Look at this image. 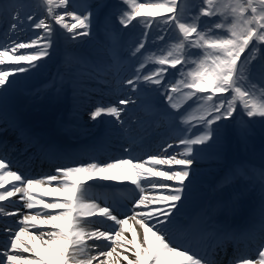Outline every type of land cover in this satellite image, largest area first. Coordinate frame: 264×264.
Returning <instances> with one entry per match:
<instances>
[{
  "label": "snow or ice",
  "instance_id": "obj_1",
  "mask_svg": "<svg viewBox=\"0 0 264 264\" xmlns=\"http://www.w3.org/2000/svg\"><path fill=\"white\" fill-rule=\"evenodd\" d=\"M120 2L123 8L119 24L125 28L133 21L150 28L153 18L160 16L174 34L166 54L157 55L148 50L145 55L141 52L146 47L145 40L135 46L132 55L140 53L145 59L126 84L133 93L138 91L141 81L156 85V91L163 89L168 106L175 110L167 113L175 126L191 125L195 120L194 126H200L201 130L192 136L188 134L190 128H181L183 135L167 144L163 156L149 155L139 163L121 159L107 164L57 168V175L44 179H28L11 170L10 162L0 157V189H3L0 202L7 201L9 205L0 203V218L16 217L14 224L18 228L3 227L7 240L0 251V264H122V261L127 264H219L215 249L220 244L201 254L186 241H180L171 226L192 182L191 166L197 151L194 146L214 142L213 125L232 119L238 110L248 118H264V0H199L197 5H192L194 10H189L187 0ZM42 7L45 18L37 19L35 15L22 18L19 12L12 16L10 32L23 31L26 21L30 22V28L42 32L35 33L30 42H0V65H27L0 67V91L5 86L11 87L10 77L36 67L35 62L49 54L55 25L66 31L69 39L90 35V10L74 9L71 0H42ZM49 18L54 24L48 22ZM144 36L147 37L146 32ZM157 39L165 40V36L158 35ZM21 49L33 51L18 54ZM149 61L157 67L141 76ZM169 69H177L180 78L176 79L173 73V79L165 82ZM177 96L185 102L195 98L197 114L181 112L182 104ZM134 103L131 97L120 98L115 104L96 107L90 115L93 120L102 115L111 116L123 124L121 117L125 108ZM78 175L84 182L73 179ZM95 176L103 180H128L135 185L139 195L130 217L118 218L110 207L89 198L86 182ZM53 182L55 187H51ZM6 183L10 184L9 188H5ZM146 186L155 194H145ZM37 187H43L44 195L54 199L50 202L37 199L34 195ZM17 196L23 201V209L42 206L46 211L25 214L20 207L10 210L15 203L10 198ZM95 217L103 219L94 220ZM129 220L139 225L142 232L130 225ZM108 221L112 224L105 226ZM98 224L101 226L97 227ZM260 232L264 239V216ZM126 253H131L132 258ZM258 257L253 260L234 256L228 264H264V247Z\"/></svg>",
  "mask_w": 264,
  "mask_h": 264
},
{
  "label": "bare ground",
  "instance_id": "obj_2",
  "mask_svg": "<svg viewBox=\"0 0 264 264\" xmlns=\"http://www.w3.org/2000/svg\"><path fill=\"white\" fill-rule=\"evenodd\" d=\"M27 9H36V18H45V12L42 7V0H28L27 1ZM72 7L76 10H89L84 0H73ZM57 11H62L61 9H57ZM92 13L91 17V30L90 35L87 37H77L76 39H69V35L66 31L61 29L58 25H55V34L52 37V46L48 50V55L46 57H43L41 60L36 61L35 63H42L44 60H46L45 65L41 68L34 67L36 72L41 73L42 71L46 75H52L58 72L61 68L63 69L65 65H68L69 69H76V75H73L70 77L67 75L65 77V86L68 84L70 86V95L74 99V102L71 103V107L68 109V114H76V115H85L83 113V110H87V108L93 107L98 102H105L110 100V97H108V94H113L115 96L122 95L124 97H128V95H136L132 92L131 89L125 88L124 91H119L117 89L111 88L109 86H106L105 89V95L102 96V98H92L89 94L91 82H103L102 78L98 74V71L100 68L98 66V63L100 61L103 62L105 66H108L107 61L108 59H115L116 58V52L117 48L115 47H107L105 46L106 38L101 36L100 30L96 31L93 27L95 15L94 11L90 10ZM0 18H2L0 14ZM10 22L6 20L5 24L6 27L9 28V25L13 22ZM49 23H52L50 18L48 19ZM23 31H18L15 35V37L18 39L16 42H22V40L30 35L31 32L28 34L25 33V31L28 30L29 26L27 23H24ZM35 33H32L33 38H35ZM32 38V39H33ZM62 43L65 44L67 50L65 52L64 57H60V62H57L55 57V49L58 50L57 46ZM118 44L114 45L117 46ZM61 47V46H59ZM81 47L84 49L83 52H77L75 51L76 48ZM71 48V49H70ZM31 49H21L19 50L18 54H24V53H30ZM11 55V53H10ZM115 57V58H114ZM16 65L13 64H6V65H0V67H6V68H12ZM61 76V73L59 74ZM15 77H10L9 79L12 80ZM117 81L116 79H113V82ZM25 83V81H23ZM54 81H47L41 88H46L50 84H52ZM16 82L13 80V83L11 87L5 86L3 91H0V132L5 131L7 128V121L8 119H14L17 115V112L13 110L9 95L12 91L18 90L23 87V83L21 82V85L19 87L13 88L12 86H15ZM39 89H34L33 92H31L29 95L36 94ZM57 94V93H55ZM66 90L64 92H61L60 94H57L56 96H53L54 94L49 90V96L48 98H44L42 101H34L29 109H31V112L29 113L28 117L29 120L40 124L42 126H53L57 129H62L65 133H67V137L65 139V143L62 145L66 149L69 150V153L71 155H75L78 158L88 157V156H94L102 164L112 163L110 158H115V151L120 150L123 152H133L132 161L133 162H143L149 155H166L164 152V148L167 146L168 143H174V139L176 137H180L183 135L181 132V128H190L191 131L188 133L189 135L194 136L197 134L200 130V126H194L196 124V121L194 120L191 125H184L180 127L173 126V131L175 133V136L173 135L172 131L168 130V126H165L164 128L160 129L161 135L160 136H154L152 134L144 133L141 128L139 130L134 129L132 126H124L122 128V124L119 122H116L115 119L111 116L103 115V117L106 118L107 126L109 127V134L104 133L103 131H97L95 135L92 133L96 131V127L89 128L87 127V123L83 121L82 119L76 120V122H73V120L69 117V123L67 126H64L61 123L62 115H65L67 111L64 109L65 102L62 101L61 96H65ZM54 97V100L52 99ZM152 99L155 96H151ZM195 98L192 100L194 101ZM191 101V100H190ZM190 101H187L186 103H183V106L189 104ZM179 102V101H178ZM144 105V104H143ZM33 109V110H32ZM172 112L174 111L171 109ZM181 112H184L186 114L196 115L197 109L196 105L190 107L188 110L183 109ZM237 114V113H235ZM66 115V116H67ZM114 121V122H113ZM124 122V120H122ZM4 125V126H2ZM216 129V139L214 142H209L207 146H194L196 151V159L191 166L193 168L197 165H205L209 164L210 166L216 167V165H219V167L223 164V157L221 156V149L226 150L228 149L232 155H236V158L241 163L242 167H247L248 163L247 160H245V157L243 156L242 152H235L232 150V148H229L227 144L231 140H235L234 133H229L224 130V128H214ZM237 131V137H240V139H243V130L241 128H236ZM2 134V133H0ZM110 135V136H109ZM14 138H20L22 140H25L27 137L24 134L16 133ZM226 139L227 142L223 143L222 139ZM1 139V138H0ZM70 142V145H68L66 142ZM89 141V143H85ZM47 144V146L50 144V139L47 138V141L44 143ZM96 145L94 150L92 148L93 145ZM47 146H44V148H48ZM100 146V147H98ZM162 147L161 151L157 154V150ZM254 144H249V149L252 151V148H254ZM156 148V150H155ZM169 152H172V149L168 150ZM164 152V153H163ZM244 159V160H242ZM239 162H234L235 165L232 168V172L234 175L237 174V171H240V166L238 165ZM7 163V162H6ZM146 168L148 165L145 166ZM167 167V166H164ZM219 168H215L212 171V174L217 172ZM125 170H127V166H125ZM261 175L262 178H264V173L261 171H256ZM245 172L241 171L239 172L240 176L243 175ZM227 174L229 172H225L222 177L217 181V184L224 178H226ZM206 172L201 177H205ZM79 182H84L82 176H76L74 177ZM191 179V176H190ZM124 183L128 186H130V181L123 180ZM191 184L188 185V189L185 192L184 199L182 201V205L179 208V212L177 213V218L179 215L185 216L186 210L188 208L193 207L199 200H203V196L199 195L194 191V188L192 185L195 184L194 180H191ZM117 180H103L100 179L98 176H95L92 180H88L86 183L89 185L92 189V196L95 197L100 203L106 202V185L109 183H115ZM167 183H173V182H167ZM245 183V180H241L233 189L234 195L232 196L234 199H236L235 205H232L231 207H228V204L224 198L220 199V205L222 209L214 214H210L209 219L207 220V223H211L212 226H217V231H221L223 233H227L230 231V222L233 219H240L241 221L248 223L249 221H253L250 217V215L258 216L260 219L262 216H264V195H256L255 190H245L242 189L239 191V188L241 187V184ZM132 184V183H131ZM10 184H5V188H9ZM35 194L41 195V192L39 190H34ZM145 194H155L151 191L149 186H146V193ZM240 195H243L244 197L242 199L238 198ZM259 197V198H258ZM44 198H47V196H44ZM53 198V197H50ZM13 199L18 200L21 202L20 208H22L23 202L19 200V197H13ZM50 202V201H45ZM245 202H250L248 214L243 212V206ZM133 201L131 203V208L133 209ZM219 205L216 209H218ZM17 208V207H14ZM33 210V209H32ZM37 211H45L42 206H38L36 208ZM22 211L25 212V214L31 213V210L23 209ZM35 214V213H31ZM16 217H8L3 220H0V249L3 248V246H6V240L7 237L3 231V227L5 225L11 226L14 228H17V226L14 224V221L16 220ZM103 218H101L102 220ZM111 222V221H110ZM201 222V221H200ZM255 225L260 226V223L254 222ZM101 225H97V227H100ZM136 227L139 228V225H136ZM171 229L175 235L177 232L176 228V221L171 226ZM18 230V228H17ZM46 230H51L46 229ZM36 231V230H32ZM260 236V232L258 233L257 237ZM226 239V237H225ZM3 251V250H2ZM129 255V258L131 259V253H126ZM24 255H29L28 253H24ZM6 259V258H5ZM103 259V257H101ZM94 264H97V262H94ZM122 264H127V261H122Z\"/></svg>",
  "mask_w": 264,
  "mask_h": 264
},
{
  "label": "rangeland",
  "instance_id": "obj_3",
  "mask_svg": "<svg viewBox=\"0 0 264 264\" xmlns=\"http://www.w3.org/2000/svg\"><path fill=\"white\" fill-rule=\"evenodd\" d=\"M104 1H108V0H104ZM143 1L146 2V0H143ZM109 2H110L109 11H113L115 9V6H114L115 1H109ZM198 3H199V0H187L189 10H194L192 8V5H197ZM103 6H106V3H104ZM203 19H207V18H203ZM213 19H217V18H213ZM161 20H164V19H161ZM244 118L247 119V122L249 123V125L246 123V121H244ZM254 118H257L258 122H255ZM254 118H248V117L243 115L244 126H249V128L257 131V130H259V128H261L258 126H261L264 124V118H260V117H254Z\"/></svg>",
  "mask_w": 264,
  "mask_h": 264
}]
</instances>
